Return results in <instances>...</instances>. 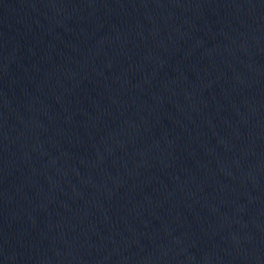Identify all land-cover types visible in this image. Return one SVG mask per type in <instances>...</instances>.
I'll return each instance as SVG.
<instances>
[{"label":"water","instance_id":"obj_1","mask_svg":"<svg viewBox=\"0 0 264 264\" xmlns=\"http://www.w3.org/2000/svg\"><path fill=\"white\" fill-rule=\"evenodd\" d=\"M0 264H264V0H123L1 96Z\"/></svg>","mask_w":264,"mask_h":264}]
</instances>
